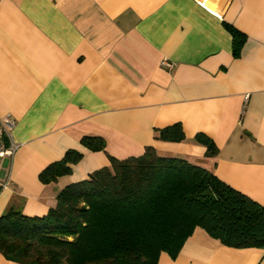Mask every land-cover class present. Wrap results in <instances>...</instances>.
<instances>
[{"label":"crops","instance_id":"0c3cea01","mask_svg":"<svg viewBox=\"0 0 264 264\" xmlns=\"http://www.w3.org/2000/svg\"><path fill=\"white\" fill-rule=\"evenodd\" d=\"M229 24L245 35L233 54ZM171 68L162 65L163 61ZM19 144L0 158V215H43L67 184L153 146L264 206V0H0V117ZM180 123L181 141L154 136ZM208 136L214 156L195 135ZM83 137L105 140L104 150ZM69 174L39 173L67 150ZM0 264H19L0 253ZM157 264H264L196 227Z\"/></svg>","mask_w":264,"mask_h":264},{"label":"trees","instance_id":"16d2710c","mask_svg":"<svg viewBox=\"0 0 264 264\" xmlns=\"http://www.w3.org/2000/svg\"><path fill=\"white\" fill-rule=\"evenodd\" d=\"M233 54L245 35L226 24ZM156 139L181 141L180 123L158 129ZM214 156L208 136L195 135ZM93 151L100 137H83ZM81 154L69 149L39 173L42 183L69 174ZM109 165L65 185L43 215L13 207L0 215V253L19 264H157L161 252L174 258L196 227L233 248L264 249V206L184 158L159 155L148 145L142 154L108 156Z\"/></svg>","mask_w":264,"mask_h":264},{"label":"built area","instance_id":"2783aa9c","mask_svg":"<svg viewBox=\"0 0 264 264\" xmlns=\"http://www.w3.org/2000/svg\"><path fill=\"white\" fill-rule=\"evenodd\" d=\"M162 65L166 68H171L172 64L168 61H163ZM14 124L10 116L0 117V158H13L19 144L9 139V129ZM1 170V166H0Z\"/></svg>","mask_w":264,"mask_h":264}]
</instances>
